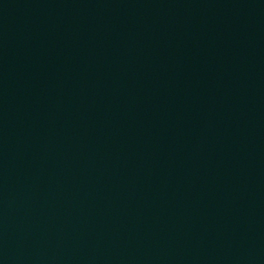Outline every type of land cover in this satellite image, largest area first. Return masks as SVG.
Masks as SVG:
<instances>
[{
	"label": "water",
	"instance_id": "obj_1",
	"mask_svg": "<svg viewBox=\"0 0 264 264\" xmlns=\"http://www.w3.org/2000/svg\"><path fill=\"white\" fill-rule=\"evenodd\" d=\"M0 264H264V0H0Z\"/></svg>",
	"mask_w": 264,
	"mask_h": 264
}]
</instances>
